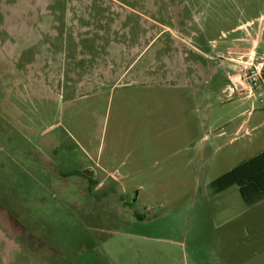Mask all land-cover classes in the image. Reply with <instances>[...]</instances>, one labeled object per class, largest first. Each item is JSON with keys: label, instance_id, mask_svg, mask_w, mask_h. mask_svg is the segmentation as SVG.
<instances>
[{"label": "rangeland", "instance_id": "rangeland-1", "mask_svg": "<svg viewBox=\"0 0 264 264\" xmlns=\"http://www.w3.org/2000/svg\"><path fill=\"white\" fill-rule=\"evenodd\" d=\"M263 7L0 0V264H264V203L210 186L264 144L217 46Z\"/></svg>", "mask_w": 264, "mask_h": 264}, {"label": "crops", "instance_id": "crops-1", "mask_svg": "<svg viewBox=\"0 0 264 264\" xmlns=\"http://www.w3.org/2000/svg\"><path fill=\"white\" fill-rule=\"evenodd\" d=\"M260 18L264 19V7L263 10H261V12L257 15L254 16L252 18H246L244 19L243 17H238L237 22L232 26V28L229 30V32H222V37L226 38L225 40L223 39L222 43L220 45L217 46H221L220 50H224L225 47L229 49L228 44L232 43V44H242V45H249L247 46V48H230V50L232 51V54H236V53H244L245 50H247L250 54V57L253 58H260V57H264V25H263V29L258 30V32L254 31V36H252L250 34V31H253L251 27V24H253L256 21H258ZM251 29V30H250ZM229 33L232 35L229 39H227ZM247 36V37H244ZM218 51V52H219ZM228 60V59H227ZM230 60L234 61L235 59L233 57L230 58ZM230 60L228 61H223V66H225L226 68V82L222 88V92L225 88L226 85H229L230 82H235L234 80V75L231 74V72L233 71L234 67L236 66L235 63L231 62ZM264 94V86H261L256 93V96L254 97H247V98H241L244 100H257V98L261 97ZM255 107L253 106V104L251 105V108L247 111V114L251 116L254 114L255 111ZM246 111L241 112V114H244ZM249 122L248 119L244 120L243 122H241L239 125H237L236 129H235V134H239V132L241 131V129L245 126V124ZM264 122L255 125L252 129H256L258 126H260L261 124H263ZM249 131L246 130L245 133H248ZM255 144V141H254ZM264 150V144H262L261 147L257 148L256 152L252 155H256L258 153H260L261 151ZM250 156V157H252ZM249 157V158H250ZM103 179V178H102ZM105 179V178H104ZM102 183H99L97 188L101 187ZM264 203V199L260 200L259 202H257L255 205L257 204H262Z\"/></svg>", "mask_w": 264, "mask_h": 264}, {"label": "trees", "instance_id": "trees-1", "mask_svg": "<svg viewBox=\"0 0 264 264\" xmlns=\"http://www.w3.org/2000/svg\"><path fill=\"white\" fill-rule=\"evenodd\" d=\"M74 174L82 173L76 171ZM88 181L91 186L98 184L92 178H88ZM233 185H237L247 205H253L264 199V150L210 181L212 192L215 194Z\"/></svg>", "mask_w": 264, "mask_h": 264}, {"label": "built area", "instance_id": "built-area-1", "mask_svg": "<svg viewBox=\"0 0 264 264\" xmlns=\"http://www.w3.org/2000/svg\"><path fill=\"white\" fill-rule=\"evenodd\" d=\"M245 83L238 89L236 85L226 87L228 95L247 94L248 97L254 96V91L264 86V57L252 59L249 67L243 72V80Z\"/></svg>", "mask_w": 264, "mask_h": 264}]
</instances>
